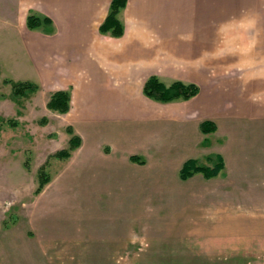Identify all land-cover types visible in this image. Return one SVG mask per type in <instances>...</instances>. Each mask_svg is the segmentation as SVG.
<instances>
[{"label": "rangeland", "instance_id": "rangeland-1", "mask_svg": "<svg viewBox=\"0 0 264 264\" xmlns=\"http://www.w3.org/2000/svg\"><path fill=\"white\" fill-rule=\"evenodd\" d=\"M10 1L0 0L3 32L14 28L4 15ZM9 35L0 34V44ZM6 56L1 48L0 264H215L229 260L211 251L226 242L210 236L220 229L249 235L254 249L238 252V261L264 264V116L230 118L208 133L158 122L147 132L154 137L129 123L77 129L48 107L54 91L37 83L14 93ZM253 102L264 112V97ZM69 126L82 144L60 157ZM219 157L216 175L181 177L187 159L213 167ZM42 169L50 181L37 193ZM116 240L129 249L123 258L98 256ZM86 247L95 257L77 256Z\"/></svg>", "mask_w": 264, "mask_h": 264}, {"label": "crops", "instance_id": "crops-1", "mask_svg": "<svg viewBox=\"0 0 264 264\" xmlns=\"http://www.w3.org/2000/svg\"><path fill=\"white\" fill-rule=\"evenodd\" d=\"M111 1L11 0L4 15L14 28L3 32L0 27V34L13 36L0 49L14 80L52 91L71 88L65 115L77 129L87 123H129L147 134L167 121L201 131L205 119L220 125L230 118L264 116L253 104L254 96L264 97V0H128L119 15L122 36L99 30ZM30 11L51 17L55 30L30 29ZM153 74L167 84L196 83L200 92L187 100H154L144 93ZM187 149L193 153L192 141ZM225 231L210 234L226 241L211 251L229 256L215 264H244L237 254L254 249L249 235ZM110 243L111 250L98 256L123 258L129 252L123 240ZM87 247L77 256L95 257Z\"/></svg>", "mask_w": 264, "mask_h": 264}, {"label": "trees", "instance_id": "trees-1", "mask_svg": "<svg viewBox=\"0 0 264 264\" xmlns=\"http://www.w3.org/2000/svg\"><path fill=\"white\" fill-rule=\"evenodd\" d=\"M128 0H112L108 15L100 24L99 30L103 34L112 36H122L125 31V25L120 18L121 11L126 7ZM26 24L30 29H42L47 33L55 30L53 20L47 15H41L35 11H30L27 15ZM6 81L13 83V90L16 95L25 94L28 90L38 88V84L33 81H14L6 79ZM200 92V86L196 83H187L182 80H174L167 84L160 79L156 74L150 75L144 84V93L160 102H171L175 100H187L196 96ZM72 91L71 88L60 89L51 93L48 107L59 113H66L71 109ZM216 123L211 119H205L201 122L200 128L203 132L208 133L215 130ZM68 131L72 133L69 140V146L65 149L59 150L56 154L60 157H70L72 151L80 147L82 144V137L75 133L72 126L68 127ZM131 159L137 162H142L139 155H132ZM224 160L220 159L213 167H208L198 164L197 159H187L181 168V177L186 179L196 172H203L206 177L216 175L223 168ZM39 185L36 192H41L45 185L50 181L48 173L43 169L40 172Z\"/></svg>", "mask_w": 264, "mask_h": 264}]
</instances>
